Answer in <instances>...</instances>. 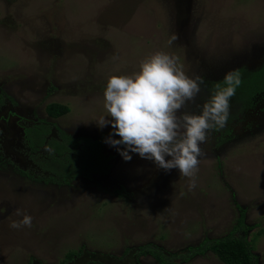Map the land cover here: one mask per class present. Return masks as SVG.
Returning a JSON list of instances; mask_svg holds the SVG:
<instances>
[{
  "label": "rangeland",
  "instance_id": "374dc122",
  "mask_svg": "<svg viewBox=\"0 0 264 264\" xmlns=\"http://www.w3.org/2000/svg\"><path fill=\"white\" fill-rule=\"evenodd\" d=\"M157 52L203 79L182 110L199 115L226 73L264 68V0H0V264H62L81 250L69 264H158L137 257L145 246L189 259L176 264H223L188 250L227 238L242 216L235 237L264 264V93L230 99L191 188L178 169L134 153L125 162L104 142L109 78L133 76ZM50 104L69 113L52 119ZM62 134L100 142L107 173L57 182L48 145ZM23 215L31 227L11 228Z\"/></svg>",
  "mask_w": 264,
  "mask_h": 264
},
{
  "label": "clouds",
  "instance_id": "9594fccd",
  "mask_svg": "<svg viewBox=\"0 0 264 264\" xmlns=\"http://www.w3.org/2000/svg\"><path fill=\"white\" fill-rule=\"evenodd\" d=\"M177 38L173 35L171 39ZM241 82L238 70L226 73L225 86H216L217 90L201 106V114H189L182 110L200 93L203 79L189 78L178 67L177 58L157 52L143 61L133 76L109 78L104 91L108 115L101 116L96 124L100 129L111 126L113 131L104 142L116 148L125 162L131 161L129 153H134L166 172L178 169L181 176L189 179L191 188L195 186L201 144L213 130L226 126L230 99ZM16 214L22 215L19 210ZM31 224L32 217L23 215L10 227L19 229Z\"/></svg>",
  "mask_w": 264,
  "mask_h": 264
},
{
  "label": "trees",
  "instance_id": "16d2710c",
  "mask_svg": "<svg viewBox=\"0 0 264 264\" xmlns=\"http://www.w3.org/2000/svg\"><path fill=\"white\" fill-rule=\"evenodd\" d=\"M241 77V76H240ZM241 85L237 88L236 93L243 96H256L264 93V68L248 77L241 78ZM224 87V83L220 84ZM47 115L52 119H58L69 113V109L62 105L50 104L46 108ZM33 131L44 143L45 128H34ZM30 132V131H29ZM34 141V140H33ZM49 143V159L52 164L57 165L61 170L53 171L55 179L64 185H69L70 181L76 176H90L92 174L104 175L108 171V161L102 154L100 142H92L89 140L74 139L72 137L60 136V138L50 140ZM59 170V169H58ZM55 182V180H54ZM122 196L123 191L117 193ZM244 227L243 216L238 220V227L227 238L207 240L200 247L190 248V258L203 256L208 252L215 255L223 264H257V260L253 255V247L251 242L245 238L235 237V233ZM82 251V250H81ZM71 252L62 264L73 263L77 258L83 255L82 252ZM130 250H127V255ZM152 256L158 264H176L175 258L183 260L189 259L180 257L179 255H166L160 249L151 246H145L138 249L137 257ZM182 256V255H181Z\"/></svg>",
  "mask_w": 264,
  "mask_h": 264
},
{
  "label": "flooded vegetation",
  "instance_id": "af4514ba",
  "mask_svg": "<svg viewBox=\"0 0 264 264\" xmlns=\"http://www.w3.org/2000/svg\"><path fill=\"white\" fill-rule=\"evenodd\" d=\"M34 134H35V132H34ZM47 143H48V141H47Z\"/></svg>",
  "mask_w": 264,
  "mask_h": 264
}]
</instances>
